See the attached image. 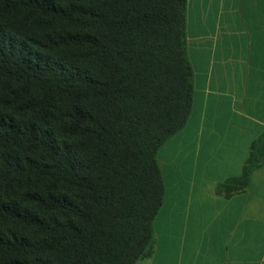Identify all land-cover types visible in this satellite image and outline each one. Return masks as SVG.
<instances>
[{"label":"trees","instance_id":"1","mask_svg":"<svg viewBox=\"0 0 264 264\" xmlns=\"http://www.w3.org/2000/svg\"><path fill=\"white\" fill-rule=\"evenodd\" d=\"M189 0H0V264L155 253L160 149L187 126ZM253 144L225 198L249 189Z\"/></svg>","mask_w":264,"mask_h":264},{"label":"crops","instance_id":"2","mask_svg":"<svg viewBox=\"0 0 264 264\" xmlns=\"http://www.w3.org/2000/svg\"><path fill=\"white\" fill-rule=\"evenodd\" d=\"M186 35L192 114L159 151L166 195L138 264H264V157L248 190L217 192L264 136V0H189Z\"/></svg>","mask_w":264,"mask_h":264}]
</instances>
